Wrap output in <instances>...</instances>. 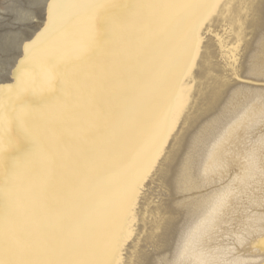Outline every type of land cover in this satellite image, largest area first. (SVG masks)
Masks as SVG:
<instances>
[{
	"label": "snow or ice",
	"instance_id": "obj_1",
	"mask_svg": "<svg viewBox=\"0 0 264 264\" xmlns=\"http://www.w3.org/2000/svg\"><path fill=\"white\" fill-rule=\"evenodd\" d=\"M11 9L0 23V264H126L142 244L141 217L148 225L160 204L175 206L168 159L181 110L198 93L210 101L250 82L243 37L257 10L249 55L264 61V0L218 11L215 0H11ZM22 142L31 150L9 171L4 157ZM154 247L140 264H167L166 246ZM253 250L264 264V236L242 255L255 259Z\"/></svg>",
	"mask_w": 264,
	"mask_h": 264
},
{
	"label": "bare ground",
	"instance_id": "obj_2",
	"mask_svg": "<svg viewBox=\"0 0 264 264\" xmlns=\"http://www.w3.org/2000/svg\"><path fill=\"white\" fill-rule=\"evenodd\" d=\"M232 2L215 0L216 11ZM12 15L11 0H0V23L7 24L5 17ZM260 35L257 10L252 20H246L243 37L249 83L220 91L210 101L198 93L189 110L178 115L182 122L168 159L176 173L175 206L160 204L163 214L148 225L141 217L142 244L128 250L126 264H140L160 244L167 248V264H262L254 250L255 259L242 255L252 241L264 236V61L256 53L249 55L258 48ZM254 72L259 77L254 78ZM185 86L196 87L188 80ZM30 150L28 143L19 144L5 155V168L10 171L13 161ZM157 195L167 200L166 192Z\"/></svg>",
	"mask_w": 264,
	"mask_h": 264
},
{
	"label": "rangeland",
	"instance_id": "obj_3",
	"mask_svg": "<svg viewBox=\"0 0 264 264\" xmlns=\"http://www.w3.org/2000/svg\"><path fill=\"white\" fill-rule=\"evenodd\" d=\"M255 74H256V72H254V74L251 73L252 76H256V77H254V78L259 77L258 74H256V75H255ZM260 131L262 132V130H260ZM246 202H247V201H246ZM246 202H245V204H246ZM245 204H244V206H243V209H244V212H245V214H246V205H245ZM261 262H262V261H261Z\"/></svg>",
	"mask_w": 264,
	"mask_h": 264
}]
</instances>
